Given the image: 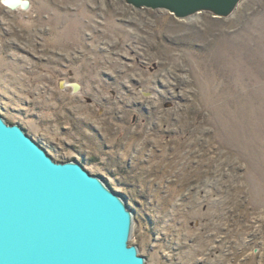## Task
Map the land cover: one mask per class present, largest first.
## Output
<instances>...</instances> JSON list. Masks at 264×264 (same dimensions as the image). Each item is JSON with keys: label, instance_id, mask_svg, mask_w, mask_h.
I'll use <instances>...</instances> for the list:
<instances>
[{"label": "rangeland", "instance_id": "rangeland-1", "mask_svg": "<svg viewBox=\"0 0 264 264\" xmlns=\"http://www.w3.org/2000/svg\"><path fill=\"white\" fill-rule=\"evenodd\" d=\"M22 1L0 0V113L125 199L146 264H264V0Z\"/></svg>", "mask_w": 264, "mask_h": 264}, {"label": "water", "instance_id": "water-1", "mask_svg": "<svg viewBox=\"0 0 264 264\" xmlns=\"http://www.w3.org/2000/svg\"><path fill=\"white\" fill-rule=\"evenodd\" d=\"M179 17L227 16L241 0H126ZM134 213L77 159L58 161L0 113V264H146Z\"/></svg>", "mask_w": 264, "mask_h": 264}, {"label": "bare ground", "instance_id": "bare-ground-1", "mask_svg": "<svg viewBox=\"0 0 264 264\" xmlns=\"http://www.w3.org/2000/svg\"><path fill=\"white\" fill-rule=\"evenodd\" d=\"M7 3L10 4V6L13 8L20 6V4L25 5V3L22 0H7Z\"/></svg>", "mask_w": 264, "mask_h": 264}]
</instances>
